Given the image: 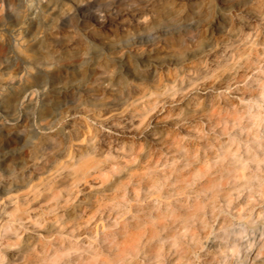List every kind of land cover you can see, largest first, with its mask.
I'll return each mask as SVG.
<instances>
[{"label":"clouds","instance_id":"obj_1","mask_svg":"<svg viewBox=\"0 0 264 264\" xmlns=\"http://www.w3.org/2000/svg\"><path fill=\"white\" fill-rule=\"evenodd\" d=\"M162 2L85 0L82 5L81 31L91 25L95 33L86 37L91 45L89 55L71 69L76 82L81 83L65 93L64 106L80 102L96 75L99 60L108 57L114 75L97 84L109 88L110 103L102 96L94 103L85 101L92 103L96 112V135L82 150L81 159L104 155V134L116 133L102 116L134 104L137 85L155 88L159 75L172 69L178 70L177 82L187 76L191 88L197 90L198 84L216 80L217 86L206 91L212 93L214 104H223L217 118L198 120L191 126L197 135L182 138L202 142L199 152L190 157L187 148H181L182 155L171 164L150 170L162 172L167 168L177 177L186 175L182 180L164 177L161 185L169 188L164 198L166 210L158 219L149 217L151 223L146 227L159 228L151 240L134 250L133 258L139 259V264H257L264 259V38L256 37L264 33V0H222L215 18L198 12L199 0H188L193 7L187 15L169 13L161 19L158 9ZM168 39L176 41L179 53L158 50V45ZM241 45L245 50L252 47L259 51L244 55V62L233 61L228 53L238 52ZM140 48L145 49L143 54L136 51ZM212 53L222 63L213 61L208 71H200L193 79L195 70L189 72L185 65L203 62ZM225 72L226 77L218 75ZM49 79L56 80V73ZM160 94L175 101L184 95V86L176 91L161 88ZM195 115L181 109L172 119L182 117L177 127L187 126ZM114 126L123 127L121 123ZM61 137L63 143L59 142ZM70 147L63 129L55 124L44 130L33 125L27 134L17 132L10 144H0V212L9 219L0 227V264H79L73 262L74 256L84 264H97L102 259L101 249L112 254L104 247L115 243L112 228L99 237L93 235L90 243L80 246L75 242L68 249L61 243L68 239L62 230L54 236L50 230L51 240L45 239L37 231L43 223L19 219L18 212L8 211L6 201L15 203L16 195L30 184V174L21 175L18 170L54 167L65 156L70 157ZM116 151L122 152L123 146ZM154 211L159 212V207Z\"/></svg>","mask_w":264,"mask_h":264},{"label":"rangeland","instance_id":"obj_2","mask_svg":"<svg viewBox=\"0 0 264 264\" xmlns=\"http://www.w3.org/2000/svg\"><path fill=\"white\" fill-rule=\"evenodd\" d=\"M45 1L50 4L48 12L62 3V0ZM221 2L222 0H199L196 7L198 12L207 13L215 18V10ZM15 3L13 14L0 28V33L5 39L9 38L8 28L12 19L21 17L33 28L38 27L36 44H29L31 46L29 48H32L28 52L30 55L36 53L35 49L42 50L52 61L73 67L89 55L91 45L86 37L94 34L95 29L89 25L86 31H81V20L77 10L70 11L65 17L59 13L43 16L39 12L34 14L29 11L27 3L22 0ZM33 7L34 10H39L38 3H33ZM192 7L188 0H163L158 11L161 19L169 13L183 17ZM1 8L2 6L0 11ZM262 38L264 33H258L256 39ZM11 45L12 42L8 45L9 48ZM158 50L163 53L180 52L174 39L163 41L158 45ZM136 51L142 54L145 49L140 48ZM219 51L218 48L217 52ZM256 51L259 50L252 47L245 50L241 45L238 52H229L228 56L233 61L244 62L242 60L244 55L255 54ZM9 55V61L21 60L12 52ZM108 60L109 58L105 57L96 63V75L84 89L80 102L74 106L62 104L54 109L56 102L41 101L40 97L34 98L30 105L21 103L14 106L9 102L10 98L5 97L11 95L0 90L3 101L0 102V144H10L17 132L27 134L33 125L44 130L55 124L58 129H63L71 146L70 157H64L66 162L58 161L54 167H44L39 171L32 168L18 170L21 175L30 174V184L22 190V194L16 195L15 203L10 201L6 203L9 205L8 211L19 213V219L30 218L43 223L44 226L37 231L45 239L51 240V236L48 235L50 230L52 236L62 230L68 239L61 243L68 249H71L75 242H79L80 246L90 243L93 235L99 237L106 229L112 228L110 235L115 237V243L104 246L109 248L112 254L109 255L101 249L102 259L97 264H139V259L133 258L134 250L151 240L159 228L146 227L151 223L149 217L158 219L166 210L164 198L169 188L162 186L161 182L167 175H171L173 180H182L186 175L181 174L177 177L167 168L162 172L150 170L158 165L171 164L182 155L181 148H187L190 157L199 152L202 142L182 138L195 137L197 133L191 130V126L198 120H207L208 117L216 119L223 104L221 102L214 104L212 93L206 91L207 88L217 86L216 80L203 85L198 84L197 90L191 88L187 76L179 77L177 82L179 74L176 69L161 73L155 88L143 84L136 86L138 95L134 104L117 113L105 112L102 119L113 125L112 131L116 134H104L106 143L103 144L105 149L103 156L81 159L82 150L87 148L89 139L96 135L94 127L96 112L93 104L85 101L94 103L97 96L104 97L105 103L112 100V96L108 94L109 88L97 87L102 78L114 75L108 66ZM213 61L217 64L222 63L216 59V53H212L206 56L203 62L193 61L187 63L185 67L189 72L195 70L192 77L195 79L200 71H208ZM218 75L226 77L228 73ZM49 76L48 72H41L39 79L43 80L47 87H56L57 84L53 83ZM172 84L176 87L172 88ZM181 86H184V95L177 96L175 101L166 94H160L161 88L176 91ZM181 109L196 115L187 126L181 124V127H177L183 118L180 120L172 118L178 116ZM115 123H121L123 127L116 128ZM52 135L55 137L56 133ZM59 142L63 143L62 137ZM121 146L123 151H116ZM161 187L163 190H160ZM157 199L160 201L159 205ZM157 206L159 212L154 211ZM6 223H9L8 217L0 212V227ZM56 224L60 227L54 228ZM72 260L84 264L78 256L72 257ZM60 264L64 262L61 261ZM257 264H264V259L257 261Z\"/></svg>","mask_w":264,"mask_h":264},{"label":"bare ground","instance_id":"obj_3","mask_svg":"<svg viewBox=\"0 0 264 264\" xmlns=\"http://www.w3.org/2000/svg\"><path fill=\"white\" fill-rule=\"evenodd\" d=\"M17 0H0V28L4 26L6 20L11 17L14 11L15 2ZM27 3L29 11L34 14L39 12L43 16L51 13H59L62 17L67 16L70 11L77 10L79 17L83 12L82 5L85 0H62L60 6L56 9L50 10V4L45 0H22ZM33 3L39 4V10H34ZM18 6V5H17ZM48 12V13H47ZM38 27L33 28L27 24L23 18H13L8 28L9 38L5 39L0 33V90L8 93L11 96L9 102L17 105L21 103L31 104L36 97H40L41 101L51 100L56 102L55 108L64 104V95L66 92L79 87V82H76V75L71 71L73 65L63 66L51 60L50 56L42 51L36 50V53L31 55L29 48L30 43L36 44V30ZM12 42V47L9 44ZM34 45L32 46L34 49ZM10 52L20 57L21 60L9 61ZM143 54V53H142ZM65 71L60 73V68ZM41 72H48L50 76L56 73V80L53 83L57 84L56 87H47L43 80L39 79ZM56 81H59L57 83ZM2 96H0V102ZM3 102V101H2ZM7 103H5L6 105ZM7 106V105H6ZM7 108V107H4Z\"/></svg>","mask_w":264,"mask_h":264}]
</instances>
